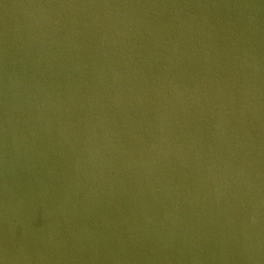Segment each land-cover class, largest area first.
Here are the masks:
<instances>
[{
  "label": "water",
  "instance_id": "obj_1",
  "mask_svg": "<svg viewBox=\"0 0 264 264\" xmlns=\"http://www.w3.org/2000/svg\"><path fill=\"white\" fill-rule=\"evenodd\" d=\"M0 264H264V0H0Z\"/></svg>",
  "mask_w": 264,
  "mask_h": 264
}]
</instances>
